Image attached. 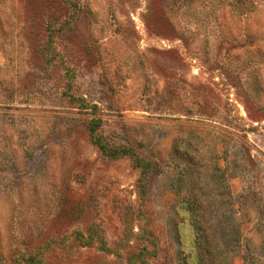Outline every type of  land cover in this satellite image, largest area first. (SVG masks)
Here are the masks:
<instances>
[{
    "label": "rangeland",
    "instance_id": "374dc122",
    "mask_svg": "<svg viewBox=\"0 0 264 264\" xmlns=\"http://www.w3.org/2000/svg\"><path fill=\"white\" fill-rule=\"evenodd\" d=\"M198 263L264 264V0H0V264Z\"/></svg>",
    "mask_w": 264,
    "mask_h": 264
},
{
    "label": "trees",
    "instance_id": "16d2710c",
    "mask_svg": "<svg viewBox=\"0 0 264 264\" xmlns=\"http://www.w3.org/2000/svg\"><path fill=\"white\" fill-rule=\"evenodd\" d=\"M94 133V129L92 130V134ZM96 140V144L98 145L100 151L105 155V156H108V157H111L113 159H117L119 157H122V156H134V153L130 150H125V149H122V150H114V151H111V150H108L107 147H105L98 139H95ZM136 161L138 164H141V160L136 157ZM146 170V165H144L143 167V171ZM201 243H199V246H200ZM199 264V263H198Z\"/></svg>",
    "mask_w": 264,
    "mask_h": 264
}]
</instances>
